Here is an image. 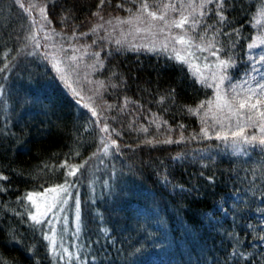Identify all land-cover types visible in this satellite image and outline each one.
<instances>
[{
    "label": "trees",
    "instance_id": "16d2710c",
    "mask_svg": "<svg viewBox=\"0 0 264 264\" xmlns=\"http://www.w3.org/2000/svg\"><path fill=\"white\" fill-rule=\"evenodd\" d=\"M37 1L66 46L93 42L85 57L95 52L102 62L91 77L93 108L40 53L17 0H0V264H55L19 200L66 181L81 201L82 262L73 264H264L263 228L252 224L264 211V146L233 143V120L216 108L196 65L172 53L107 46L92 31L145 0ZM146 2L156 11L169 3ZM174 5L189 16L200 72L232 78L248 70L264 40V0H210L195 13L184 0ZM219 60L230 66L217 69ZM24 92L32 106L18 98ZM245 120L246 135H262ZM105 145L111 153L103 159ZM73 166L81 167L70 176Z\"/></svg>",
    "mask_w": 264,
    "mask_h": 264
},
{
    "label": "rangeland",
    "instance_id": "374dc122",
    "mask_svg": "<svg viewBox=\"0 0 264 264\" xmlns=\"http://www.w3.org/2000/svg\"><path fill=\"white\" fill-rule=\"evenodd\" d=\"M175 1L177 0H168L169 3L167 4H174ZM184 1L188 2V5L193 2V0ZM21 3L24 4V8H28L30 4H35L37 6L35 9L31 10L30 13L26 12L24 8L22 9L28 14L31 23L34 25L35 30L33 33V40L34 44L38 48L40 47V53H43V55L48 58V61L52 63L58 77L68 81L72 85L74 93L79 97L81 96L85 100L87 106L90 105L95 108L93 99L95 90H97V84L91 83V77L94 70L97 68V65L99 66L102 61L98 58L100 54L96 57L92 56L95 52L91 53L92 55L89 59L85 57V55L92 51L91 48L93 47V42L89 44H76V42L73 45L68 42L70 46H66L65 41L59 37V33L50 25L48 18H42L41 13L39 12V7L44 6L41 2H38L37 0H21ZM204 9L205 8L202 10ZM179 10L180 9H177V11H172L171 9L167 10V23L161 20H152L146 13H142L141 8H137L134 12L126 14L108 15L94 26V33L99 36L102 42L107 46L115 45L124 49L136 51L166 52L168 55H170V53L175 55V52L178 51L182 56L187 55V51H190L193 55H187V61L184 62L193 64V66H198L199 63H202V59L192 52V49L197 45L191 46L190 50H187L185 45L178 43L175 39L180 35H184L186 38L189 37L186 31L188 29L187 24L184 28H176L172 26V21L180 18L181 12ZM183 10L184 9H182V12ZM149 11L157 12L159 15L165 10L163 8L162 11L152 9ZM258 20L262 22L264 21V17H260ZM125 21H130V23ZM137 29H140V31H137ZM161 29H163V31H161ZM252 53L253 63L248 65V70L245 73L243 72L234 75L232 78L227 77L226 75L227 78L223 83L220 82L219 76L224 74L219 70L210 71L207 69V71L203 70L202 72L195 73L199 80H202L213 87L215 91V105L217 104V85H219V91L226 95L227 98L231 99L235 95L237 100H239L247 94L246 90L248 88L256 87L257 84H264V63L256 64L259 60V56L264 55V43L256 47ZM72 57H75V59H72ZM253 65H256L259 71H253ZM26 70L32 71V67L26 65ZM213 74L216 76L215 79L213 78ZM15 84L16 83H14V85ZM233 86H235V89H233ZM17 87H19V85ZM18 98L27 101L25 102L26 104L30 103L31 106L33 105V102H31L33 99H30L29 94L26 92L19 94ZM255 99L256 98H253L251 102L254 103ZM261 99H264V97H261ZM223 110H225L230 116L227 109ZM247 114V109H245L239 118L231 116L233 121H231L230 125L237 128L238 119L239 123L243 122V120L246 119ZM226 121L230 123L229 119H226ZM234 128H232L233 131L229 133L230 137H232L233 132H236ZM106 140L109 141L111 146L112 143L109 137H107ZM107 149V153L103 150V159L110 156L111 149H109V146H107ZM260 178L259 185H262L264 182L263 173H261ZM67 187V194H61L65 202L59 204L56 208H53L52 211L48 213L47 217H43V223L37 224V226H40L43 229L45 236L49 237L47 241L55 264H73L74 260H77L78 263L82 262V259L80 258L82 250L80 239L82 227L81 201L78 190L75 186L67 184ZM45 190L30 193L40 194L45 193ZM28 194L21 197L19 201L22 202L25 207L24 213L30 218V214L36 211V207L26 198ZM52 195L53 193L48 192L45 196L34 195L33 199L41 206V208H43L46 198H50ZM77 204L79 206H77ZM220 209L223 213L228 212V208L224 204L220 206ZM252 224L256 226L257 230L259 228L264 229V211L262 212V218L253 220ZM263 229L262 232H259L258 230L261 234L259 240L262 243H264Z\"/></svg>",
    "mask_w": 264,
    "mask_h": 264
},
{
    "label": "snow or ice",
    "instance_id": "6c2138e0",
    "mask_svg": "<svg viewBox=\"0 0 264 264\" xmlns=\"http://www.w3.org/2000/svg\"><path fill=\"white\" fill-rule=\"evenodd\" d=\"M104 0H101V3H103ZM210 2V0H203V3H201L200 5H195L194 0L192 3H190L188 5L189 8H191L192 13L197 12L198 9H203L205 4ZM17 3L20 4L21 8H24V4L21 3V0H17ZM37 6L35 4H30L28 8H24V10L26 12H31V10L35 9ZM164 8V12H162L161 14H157V12L154 11H149V4L146 2L141 4V11L142 13H146L148 17H150L152 20H161V21H165V23H167L166 21V16H167V10L171 9L172 11H177V8L174 4H164L163 5ZM39 12L41 13V16L43 19H47L46 15H45V8L44 7H39ZM192 13H190L189 15H191ZM204 13L201 11L200 15H203ZM98 15V13H97ZM262 15H264V12H262ZM221 19H223V16H221ZM125 22H129L130 21H125ZM189 23V16L183 15V13H181L180 18L177 20H173L172 21V26L176 27V28H184V26L186 24ZM197 23H199L198 20H191V24L194 27ZM95 29H93L94 31ZM137 31H140V29H137ZM161 31H163V29H161ZM176 41L182 45L186 46L187 50H190L191 46H192V40L191 38H186L184 35H180L178 37L175 38ZM262 43H264V40L261 41ZM119 43V42H118ZM166 47V45H165ZM255 47V45L250 44L249 48ZM203 50V49H201ZM175 51V49H174ZM213 55H216L215 52L212 53ZM187 55H193L190 51H187ZM187 55L182 56L180 55V53L178 51L175 52V56L177 59L182 60V61H187ZM72 59H75V57H72ZM260 63H264V55H260L259 56V60L256 62V64H260ZM230 66V61H225V60H219L216 68L217 69H226ZM207 67V65H206ZM59 70V69H58ZM0 71H2V69H0ZM195 71L196 72H200V68L199 66H195ZM253 71H259V69L256 67V65H253ZM64 78V77H62ZM213 78L215 79L216 76L215 74H213ZM227 77L225 75H220L219 76V80L221 83H223V81L226 79ZM218 91L216 94V101H217V108L218 109H227L228 113L230 114V116L225 117L226 119H230L231 116H236L237 118H239L242 115L243 110L247 109V116H246V120L245 123L248 124V126H258L259 127V131L262 135H260L259 137H257L256 135H246L245 134V128L243 126L240 125L239 123V119L237 122V128L238 131L233 132L232 133V137H233V143L234 144H238L241 141L244 144L247 145H253V144H259L261 146H264V99H261V97H264V84H257L256 87H250L246 90V95L244 97H242L241 99L237 100V97L234 95L231 99L227 98L226 95L222 94L219 91V85H217ZM233 89H235V86H233ZM253 98L255 99V102H251L253 100ZM210 103V102H209ZM238 105V106H237ZM204 105L201 104L199 107L202 108ZM190 111L193 112H197L199 111L198 109H190ZM92 114L93 116L97 115V112L95 109L92 110ZM259 118V119H257ZM220 121L218 120L217 123H219ZM231 126V125H229ZM102 131L107 132V126H105ZM202 132L204 133V135L207 137L208 136V132L207 129H202ZM183 139V137H182ZM216 139H221V140H225L227 141L229 138L226 135H220L219 133L216 136ZM167 142H171V141H167ZM113 144H115V141H112ZM104 152L107 153V145H105L104 147ZM79 167L81 166H73L72 170L68 173V175L70 176H74L76 175L77 171L79 170ZM68 191V187H67V181L65 182L64 185H59L57 187L54 188H49L45 190V193H40V194H32L29 193L27 195V199L36 207V211L34 213L30 214V218L31 220L36 223V224H41L44 222V220L42 219L43 217H47L48 213L52 211L53 208H56L59 204L64 203L65 201L63 200L61 194H67ZM51 192L53 193V195L50 198H46L45 200V204L44 207L41 208V206L39 204L36 203V201L33 199L34 195H40V196H45L46 193ZM77 206H79L77 204ZM50 223V221H49ZM54 231V229H53ZM46 239H48L49 237H45Z\"/></svg>",
    "mask_w": 264,
    "mask_h": 264
}]
</instances>
